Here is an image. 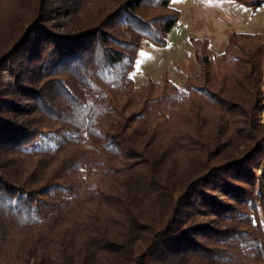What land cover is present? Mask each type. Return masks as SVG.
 Here are the masks:
<instances>
[{"label":"trees","instance_id":"16d2710c","mask_svg":"<svg viewBox=\"0 0 264 264\" xmlns=\"http://www.w3.org/2000/svg\"><path fill=\"white\" fill-rule=\"evenodd\" d=\"M171 1L0 0V264H264V32L136 85Z\"/></svg>","mask_w":264,"mask_h":264},{"label":"rangeland","instance_id":"374dc122","mask_svg":"<svg viewBox=\"0 0 264 264\" xmlns=\"http://www.w3.org/2000/svg\"><path fill=\"white\" fill-rule=\"evenodd\" d=\"M171 3L180 9L181 19L167 35L165 47L156 46L147 40L141 41L132 73L136 85L156 79L163 71H167L179 87H184L187 74L194 69L190 43L193 37L208 36L211 48L218 53L222 51L231 32H264V10H260L261 14L256 19L245 14L244 7L232 0H172ZM179 24L188 31L172 44V35ZM3 79L9 81L10 74L4 72ZM213 194L217 199L223 198L219 191ZM198 220H207V217H200Z\"/></svg>","mask_w":264,"mask_h":264},{"label":"crops","instance_id":"0c3cea01","mask_svg":"<svg viewBox=\"0 0 264 264\" xmlns=\"http://www.w3.org/2000/svg\"><path fill=\"white\" fill-rule=\"evenodd\" d=\"M260 10H264V7H257V8H244V13L249 15V16H254V18L258 19L256 16H260L259 14H261ZM181 19V18H180ZM179 19V20H180ZM181 23V22H180ZM177 24V22L175 23V25ZM174 25V26H175ZM174 26L171 28L170 31H172V29L174 28ZM188 29L187 28H183L181 24H179V26H177V28H175L174 33L172 35V39L173 42L172 44L176 43L177 41H179V39L184 35L185 32H187ZM169 34V33H168ZM170 45V43L168 44Z\"/></svg>","mask_w":264,"mask_h":264},{"label":"snow or ice","instance_id":"6c2138e0","mask_svg":"<svg viewBox=\"0 0 264 264\" xmlns=\"http://www.w3.org/2000/svg\"><path fill=\"white\" fill-rule=\"evenodd\" d=\"M255 223V221H253Z\"/></svg>","mask_w":264,"mask_h":264}]
</instances>
